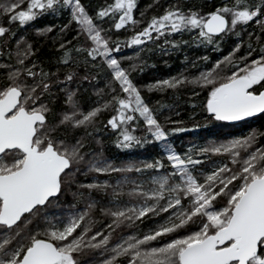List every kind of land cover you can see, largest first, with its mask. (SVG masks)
Here are the masks:
<instances>
[{"label":"snow or ice","instance_id":"1","mask_svg":"<svg viewBox=\"0 0 264 264\" xmlns=\"http://www.w3.org/2000/svg\"><path fill=\"white\" fill-rule=\"evenodd\" d=\"M147 8L161 12L145 19L147 10L139 9L138 0H106L94 15L82 0H0V264H84L88 252L99 253V264H264V131L177 151L170 133L187 129L167 125L183 122L143 98L131 75L142 72V65L124 66L133 60L126 48L153 45L149 51L167 55L194 45L220 52L222 42L235 36L231 51L198 76L181 73L148 90L191 85L194 96L205 93L202 112L214 122L264 116V0H221L211 7L153 0ZM48 15H67L61 37L75 25L73 39L84 41L71 49L72 41L61 42L58 63L72 66L75 53L106 71V90L88 110L78 89L70 87L78 74L61 78L59 67L45 71L38 49L12 31L13 25L25 28ZM253 24L259 34L248 31ZM121 30L130 31L123 41ZM177 35L189 40L173 39ZM9 37L14 52L5 51ZM104 112L109 115L103 130L116 137L117 148L155 143L161 154L117 165L102 151H90L91 143L100 142ZM211 156L224 159L208 170ZM90 174L91 181L77 179ZM113 174L114 182L98 179ZM96 192L109 197L107 205L94 199ZM66 193L85 209L50 218L47 209ZM97 208L108 218L99 227L91 218ZM146 221L152 227L143 231L139 226ZM125 228L132 231L114 239Z\"/></svg>","mask_w":264,"mask_h":264},{"label":"trees","instance_id":"2","mask_svg":"<svg viewBox=\"0 0 264 264\" xmlns=\"http://www.w3.org/2000/svg\"><path fill=\"white\" fill-rule=\"evenodd\" d=\"M110 2V0H108ZM189 4L195 5H207L211 7L213 3L219 4L221 0H186ZM88 13L94 15L95 11L98 10L100 5L106 3V0H82ZM153 0H138L139 9L147 10V15L145 19H150L153 15H158L161 9L153 8L148 9L147 6L152 4ZM137 18H139V11L136 13ZM68 21L67 15L64 16H52L48 15L43 18L38 19L34 24L30 23L27 27L21 28L18 25H13L12 31L15 32L16 38L25 37L27 42L30 43L34 49H38L36 52V57L39 61H42V67L45 71L55 72L59 67L61 72V78L64 74L69 72H75L78 74L77 79L71 84L72 90L78 89V95L81 99V103L85 110H88L94 101L100 100V96L97 95L98 92L106 90L107 75L106 71L102 68L93 69L90 64H85L84 55H76L75 53L70 54V63L72 66H64L58 63L59 59L63 55V51L60 49V43L64 41H72L71 44L67 45V48L71 49L73 45L79 46L83 44V38L79 40H74L73 37L76 35L75 25H73L66 34L61 37L60 28L65 25ZM48 26L53 27L52 32H45L43 35L37 33V29H46ZM255 30L259 34V30L256 25L253 24L248 29V31ZM130 35V31L125 33L121 30V34L118 38L123 41L127 39ZM173 39L176 40H189L188 35L183 37L177 35ZM243 42L245 47L241 49V54L246 51V45L248 43V36L245 34L243 37ZM255 38H253L254 40ZM238 42L235 36H231L225 39L221 48L222 51H213L210 47H196L194 45L184 46L179 50L171 51L167 55L161 54L159 51H149L148 48H154L153 45H149L148 48L141 50L140 48L124 49V53L127 56L133 57L132 61L125 60L124 66L128 67L131 63H136L137 65L143 66V71L141 72L139 68L137 71L131 73L134 82L141 89L142 96L149 103L150 107L160 108L165 115H172L173 119L181 120L183 123L180 125L168 124V128L173 127H184L187 129L184 132L171 134L169 136V141L178 149L186 144V146L192 143H198L199 145H205L209 142H222L227 139H231L234 136L247 135L252 130L264 131V116H257L250 120L239 122L236 124H225L224 122H214L206 118V114L202 112V104L204 102L205 93L200 92L199 96L193 95V87L191 85H186L178 89H166L164 91H149L148 86L154 84L158 80H163L166 78L178 76L183 73L189 78L196 77L201 71L206 70L208 66L215 63L217 59L222 58V56L227 55L231 49ZM8 47L5 49L15 51V42L8 38L5 42ZM137 53H139V59L136 58ZM207 56V62L201 60V57ZM74 58V59H73ZM4 60L0 59V63ZM195 63V67L193 66ZM88 76V80H84L83 77ZM3 77L0 76V79ZM199 91V89H197ZM102 102V101H101ZM195 106V107H194ZM175 112H179V116L174 115ZM109 115L108 112H104L101 115L98 122V126L101 131L98 136L99 143L93 142L90 146V151L103 152L104 158L114 162L117 165L129 162H139L144 159H153L161 154V146L155 143H147L143 146H137L129 150H122L116 147L115 139L116 137L110 132L105 133L103 130V124L106 123V118ZM163 119V118H162ZM243 131V132H241ZM239 133V134H237ZM142 133H137L140 135ZM220 156H211L205 168L213 165V162L219 163L223 160ZM226 162V161H225ZM86 167V162L82 163L81 168ZM135 175V174H132ZM93 175L85 177L79 175L77 179L80 182L91 181ZM118 178L117 174H113L112 177H106L103 175L98 176V179L105 180L111 179L113 182ZM125 192L128 189L124 190ZM94 199L100 201L101 206L108 204L109 197L105 196L103 193H93ZM123 199H127L125 195ZM75 204V209H70V205ZM85 209V204L83 202L74 201L70 193H66L60 201L56 202L53 206L47 209V212L51 217L57 215H65L69 211H81ZM91 218L96 221V227L100 224L107 222L106 217L100 212V210L94 209L91 213ZM141 230L147 231L152 227L151 221H146L145 224L139 226ZM132 231L131 229L118 230L114 234V239L118 238V235ZM84 264H99L100 257L99 253L88 252L83 257Z\"/></svg>","mask_w":264,"mask_h":264},{"label":"rangeland","instance_id":"3","mask_svg":"<svg viewBox=\"0 0 264 264\" xmlns=\"http://www.w3.org/2000/svg\"><path fill=\"white\" fill-rule=\"evenodd\" d=\"M241 132H243V131H241ZM237 134H239V133H237ZM191 145H199V144H198V143H192ZM189 146H190V145H189ZM189 146H186V144H184V146L181 147V149H178L177 147H175V148H176L177 151L184 152L185 150L188 149ZM150 160H151V159H150ZM213 166H214V165L208 166V167H209L208 170H211V168H212Z\"/></svg>","mask_w":264,"mask_h":264},{"label":"water","instance_id":"4","mask_svg":"<svg viewBox=\"0 0 264 264\" xmlns=\"http://www.w3.org/2000/svg\"><path fill=\"white\" fill-rule=\"evenodd\" d=\"M252 118H254V117H252ZM252 118H249V120L252 119ZM236 123H238V122H234V123H232V124H236Z\"/></svg>","mask_w":264,"mask_h":264}]
</instances>
